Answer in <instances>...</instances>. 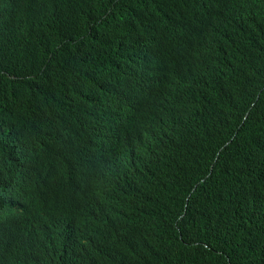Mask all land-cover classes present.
I'll list each match as a JSON object with an SVG mask.
<instances>
[{
	"label": "trees",
	"instance_id": "16d2710c",
	"mask_svg": "<svg viewBox=\"0 0 264 264\" xmlns=\"http://www.w3.org/2000/svg\"><path fill=\"white\" fill-rule=\"evenodd\" d=\"M142 1L151 7L153 57L140 36L123 50L82 44L79 54L91 61L81 58L69 78L63 74L67 85L59 87L56 104L44 78L17 84L0 78V114L9 109L17 120L11 137L0 130V170L11 163H34L39 167L40 191L28 199L44 212L66 214L88 185L82 180L90 150L66 141L60 158L46 151L42 139L65 138L77 123L88 130L91 141L106 149L122 148L118 122L99 121L100 108H121L137 99L139 86L148 85L158 67H167L179 83L172 88L180 92L165 93L151 106L148 119L133 127L130 158L107 179L112 203L102 211L89 244L108 248L124 236L127 244L141 235L158 238L164 233L167 246L183 247L179 264H264V102L260 106L256 102L264 81V0H234L233 11L215 0ZM206 26L215 29L210 50L194 44ZM41 34L25 35L15 45L25 43V49L39 45ZM25 55H17L11 65H18ZM223 69L238 77L233 105L222 98L217 85ZM27 71L37 72L35 66L24 64L18 74L25 76ZM33 84L41 86L38 93L43 97L29 92ZM25 105L36 108L38 126L29 125ZM42 124L43 135L37 130ZM148 204L149 213L137 212ZM177 211L184 213L178 229L170 227ZM57 247L47 246L49 251L42 253L38 264H69L68 247ZM117 251L118 246L114 254ZM2 259L0 255V264ZM80 264L94 263L84 257Z\"/></svg>",
	"mask_w": 264,
	"mask_h": 264
},
{
	"label": "clouds",
	"instance_id": "9594fccd",
	"mask_svg": "<svg viewBox=\"0 0 264 264\" xmlns=\"http://www.w3.org/2000/svg\"><path fill=\"white\" fill-rule=\"evenodd\" d=\"M99 1L88 0L85 5V0H57L50 4H44L42 0H0V78L13 84L33 81L38 77L44 78L45 89L56 104L59 87L67 83L66 78H69L70 70H74L81 58L87 59L88 63L91 61L90 58L79 54L82 44L92 43L96 47H118L123 50L129 40L140 36L146 53L153 57V52L150 54V45L154 44V41H150L151 7L147 2L104 0L105 3L102 4ZM215 2L225 4L232 11L233 6L237 4L234 0ZM219 12L230 16L226 11ZM36 31H42L39 45L32 44L29 49H25V43L15 45L16 40ZM214 31L215 29L206 26L196 35L194 44L202 50H210ZM23 53L26 55L20 63L11 65L17 55ZM24 64L35 66L37 72L27 71L25 76L19 75L18 70ZM60 71L61 76L57 75ZM221 74L222 78L217 82L221 96L228 104H236L234 92L238 77L231 69H223ZM74 83L71 79L69 86L73 87ZM177 83L178 79L177 82L173 81L170 70L161 66L156 69L148 85L139 86L137 99L125 102L121 108H100L99 121L118 122L116 133L120 136L122 148L106 149L105 145L97 140L91 141L88 130L77 123L69 129L65 138L45 136L42 139L46 151L60 158L65 155L66 141L71 144H85L90 150V163L85 168V178L82 180L88 185L82 188L81 198L64 215L60 212H44L28 199L40 191L37 188L39 167L34 163H11L0 170V255L3 258L1 264H38L34 260L49 251L47 246L66 245L68 240L78 246L66 245L69 251L77 252L70 253L69 264H80L84 257L94 264H179L184 254L183 247L175 250L167 246L164 233L158 238L141 235L140 240L127 244L125 242L128 237L124 236L116 246L108 248L93 247L89 244L95 235L102 211L112 203L111 187L107 179L113 172L126 165L130 158L128 141L133 127L148 119L151 106L165 93L172 90L180 92V89L172 88L179 84ZM40 87L39 84H33L29 92L38 93ZM38 94L40 97L44 96ZM256 102L258 106L264 102L263 80L257 91ZM44 110L42 107L39 112L43 113ZM36 112L32 105H25L24 113L32 127L38 126L34 117ZM56 115L59 118L65 117L61 112H56ZM38 119L40 120V116ZM16 122L14 111L0 114V130L10 137L16 130ZM37 130L43 135L46 131L45 125H40ZM152 205L156 207L155 202H152ZM142 211L149 213L150 204L137 209L138 213ZM183 216L184 213L179 215L177 211L170 227L175 226L178 229L182 225ZM52 231L62 234L56 237ZM68 232L72 235L71 239L68 238ZM117 246L118 251L114 254ZM26 253H29L28 256Z\"/></svg>",
	"mask_w": 264,
	"mask_h": 264
},
{
	"label": "bare ground",
	"instance_id": "6f19581e",
	"mask_svg": "<svg viewBox=\"0 0 264 264\" xmlns=\"http://www.w3.org/2000/svg\"><path fill=\"white\" fill-rule=\"evenodd\" d=\"M200 2H201V1H200ZM22 19H24V17H23ZM152 59H153V58H152ZM156 59H157V58H156ZM156 59H153V60H156ZM149 61H151V60H150V57H149ZM200 61H201V60H200ZM86 67H88V66H86ZM155 103H156V102H155ZM156 105H158V104H156ZM156 105H155V106H156ZM157 108H158V106H157ZM164 109H165V108H164ZM155 110H156V109H155ZM155 110H154V111H155ZM6 111H9V109H7ZM157 111H158V110H157ZM155 112H156V111H155ZM158 112H159V111H158ZM158 112H157V113H158ZM159 113H160V112H159ZM159 113L157 114L158 117H160V116H159ZM162 113L164 114V112H162ZM47 114H48V113H47ZM153 115H154V114H153ZM164 115H166V113H165ZM150 117H151V116H150ZM158 117H155V116H154V118H158ZM164 117H165V116H164ZM152 118H153V117H152ZM161 118H163V117H160V119H161ZM165 119H166V118H165ZM152 120H153V119H152ZM218 121H219V120H218ZM155 122H156V120H155ZM157 122H158V121H157ZM176 122H177V121H176ZM154 124H155V123H154ZM165 124H166V123H165ZM177 124H178V123H177ZM177 124H175V125H177ZM183 124H184V123H183ZM167 125H170V124H167ZM5 126H6V125H4V127H5ZM183 126H184V125H183ZM113 127H114V126H113ZM184 127H185V126H184ZM222 149H223V148H222ZM229 150H230V149H229ZM232 150H233V149H232ZM235 150H236V149H235ZM226 152H227V151H226ZM226 152H225V153H226ZM220 153H221V151H220ZM222 154H223V152H222ZM227 155H228V153H227ZM227 157H228V156H227ZM230 157H231V156H230ZM34 174H35V172H34ZM68 235H69L68 238L71 239V238H72L71 233L68 232ZM60 242H62V241H60ZM15 243L19 244V242H15ZM62 243H63V242H62ZM20 245H22V244H20ZM66 245H68L69 247H78V246L75 244V242H72L71 240H68V241L66 242ZM16 248H17V247H16ZM57 248H58V247H57ZM70 253H77V252H76V251H70ZM28 254H29V253H26L27 256H28ZM59 254L61 255V253H59ZM69 257H71V255H69ZM6 260H7V259H6ZM181 260H182V259H181ZM39 261H40L39 259H35V260H34L35 263H38ZM56 262H58V260H56ZM41 264H43V262H42ZM59 264H60V263H59Z\"/></svg>",
	"mask_w": 264,
	"mask_h": 264
}]
</instances>
